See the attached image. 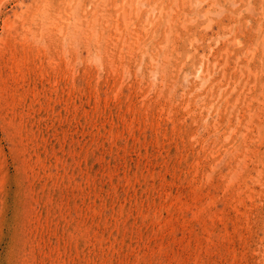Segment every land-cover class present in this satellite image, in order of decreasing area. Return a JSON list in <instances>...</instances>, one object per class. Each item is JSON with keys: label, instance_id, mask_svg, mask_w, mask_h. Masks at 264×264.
Here are the masks:
<instances>
[{"label": "rangeland", "instance_id": "obj_1", "mask_svg": "<svg viewBox=\"0 0 264 264\" xmlns=\"http://www.w3.org/2000/svg\"><path fill=\"white\" fill-rule=\"evenodd\" d=\"M0 264H264V0H0Z\"/></svg>", "mask_w": 264, "mask_h": 264}, {"label": "bare ground", "instance_id": "obj_2", "mask_svg": "<svg viewBox=\"0 0 264 264\" xmlns=\"http://www.w3.org/2000/svg\"><path fill=\"white\" fill-rule=\"evenodd\" d=\"M44 5V4H43ZM47 5V4H46ZM44 7V6H43ZM66 9V8H65ZM52 11V10H51ZM34 12V11H33ZM41 12V11H40ZM45 12V11H44ZM40 15H41V13H40ZM43 15V14H42ZM41 15V16H42ZM38 16H39V13H38ZM46 17V16H45ZM42 19H43V16H42ZM45 19H47V18H45ZM39 20V19H38ZM41 24V23H40ZM12 26H9V28H11ZM5 28V27H4ZM6 28H8V27H6Z\"/></svg>", "mask_w": 264, "mask_h": 264}]
</instances>
